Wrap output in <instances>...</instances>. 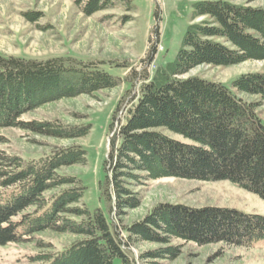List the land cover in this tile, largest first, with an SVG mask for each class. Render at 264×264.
Masks as SVG:
<instances>
[{"label": "trees", "instance_id": "trees-1", "mask_svg": "<svg viewBox=\"0 0 264 264\" xmlns=\"http://www.w3.org/2000/svg\"><path fill=\"white\" fill-rule=\"evenodd\" d=\"M87 15L130 0H76ZM172 59L152 72L158 45L145 65L129 67L128 94L117 104L112 135L99 182L104 208L91 210L83 198L87 186L65 168L87 161L81 145L57 147L38 158H24L3 148L4 130L71 140L84 137L92 123L25 120L47 103L95 94L120 84V77L98 64L72 58L36 60L0 55V246L35 240L48 232L76 236L60 252L38 253L43 264H135L128 250L134 241L168 244L173 238L204 245L226 242L253 248L264 241V215L222 207L195 208L160 203L143 220L123 227L116 217L142 204L135 191L165 177L201 181L228 180L264 200V71L241 74L230 85L188 75L201 65L231 66L264 60V8L228 0H199ZM30 20L38 14L26 13ZM254 95L246 101L237 93ZM116 121V125H115ZM181 136L183 139L175 138ZM174 246L143 257L174 258Z\"/></svg>", "mask_w": 264, "mask_h": 264}, {"label": "rangeland", "instance_id": "rangeland-1", "mask_svg": "<svg viewBox=\"0 0 264 264\" xmlns=\"http://www.w3.org/2000/svg\"><path fill=\"white\" fill-rule=\"evenodd\" d=\"M130 8L123 4L87 15L76 0H0V55L18 56L36 60L55 57L72 58L84 63L98 64L120 77V84L95 94H82L45 104L23 116L25 120H58L66 124L92 123L89 134L71 140L54 139L10 128L4 130L9 153L24 158H38L54 148L77 144L87 149L84 163L65 168L79 176L87 186L83 202L91 209L104 208L99 182L103 179V162L108 154L112 135L110 124L117 104L128 94L126 81L129 67H137L147 60L153 45L157 54L150 66L155 68L172 59L180 45L186 26L205 17H192V5L199 0H130ZM235 4L264 8V0H228ZM37 13L30 20L26 13ZM129 67H127V66ZM264 71V60H249L237 65H201L188 75L200 76L230 85L241 74ZM237 93V92H236ZM246 101H260L258 96L237 93ZM264 119V102L257 108ZM116 125V121H115ZM175 138L183 139L181 136ZM135 191L142 204L116 217L121 235L126 238V225L143 220L160 203L182 204L195 208L222 207L244 213L264 215V200L228 181H201L165 177L148 181ZM10 243L0 246V264H43L33 257L47 251L60 252L76 236L72 234L43 235L51 248H41L38 240ZM174 246L179 254L174 258L143 257L149 251ZM135 264H264V241L253 248L235 246L226 242L200 245L193 241L173 238L170 243L134 241L128 248ZM114 264H119L116 259Z\"/></svg>", "mask_w": 264, "mask_h": 264}]
</instances>
